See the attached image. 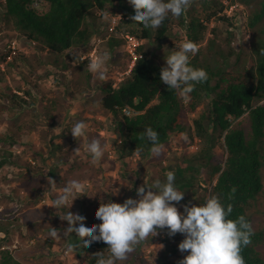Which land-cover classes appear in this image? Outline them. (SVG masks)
<instances>
[{"label": "rangeland", "instance_id": "374dc122", "mask_svg": "<svg viewBox=\"0 0 264 264\" xmlns=\"http://www.w3.org/2000/svg\"><path fill=\"white\" fill-rule=\"evenodd\" d=\"M224 1L192 0L191 6L184 11V18L169 14L172 18L171 30L160 42L154 40L156 29L149 28L151 36L143 41L144 45L142 43L149 59L161 68L165 67V57L170 55L171 50L178 48L182 42L191 41L190 36L195 33L188 25L190 21L198 20L204 26L195 34L200 37L199 41L194 42L198 52L189 54L190 61L196 62L195 68L209 67L212 72L222 70L232 75L242 73L254 60L251 53L253 36L264 30V18L251 28L248 17L260 9L264 0H226L239 3L244 13L242 16L239 12V16L231 21L232 28L219 20L224 15ZM47 8V5L44 6L40 13ZM119 13L113 11L111 14ZM102 16L96 20L95 32L99 31L98 34L105 37L103 27L106 18ZM129 28L128 25L120 26L123 30ZM12 43H16L14 54H11L13 49L9 50L8 47L9 44L10 47L14 45ZM90 47L91 44L58 54L38 43L30 46L21 38L0 0V162L4 163L0 168V223L7 230L0 232V264L3 249L10 252L25 248L36 249L33 251L38 258L27 263L25 261L26 264H85L76 255L77 252L68 250L72 234L68 239L64 238L62 231L60 239L49 236L51 228L63 230L68 227L67 221L61 220L64 213L60 210L63 207L59 210L52 208V200L64 187L61 181L74 177L80 169L79 173L85 176H95L93 190L90 194L85 190L81 200L87 206L84 209L87 210L85 219L99 225L102 221L96 219L95 213L101 203L111 201L123 204L128 198L138 199L136 190L144 183L150 185L159 180L162 167L177 165L183 157L187 158L199 150L200 141L196 139L197 142L191 143L190 139L193 137L192 119L208 110L213 98L209 93L204 94L194 113H187L185 130L182 132L187 133V142L181 138V133H174L169 136L159 157L148 152L144 158L134 156L137 158L134 161V157L121 159L117 153L111 154L119 136L112 124L111 113L101 107L104 96L102 88L109 79L118 82L119 79L128 78V62L122 53L106 51L107 43L102 39L97 52L99 56L108 53L110 58L105 62L106 79L100 80L98 74H90L86 65L79 62L80 55L88 53ZM19 54L25 57L19 58ZM262 103L264 100L255 101V104ZM77 121H84L88 125V139L99 137L107 145L98 163L92 162L86 150L87 141L76 140L70 133ZM249 126L245 120V129L248 130ZM209 131L213 135L216 157L222 161L226 157L224 134L213 130L212 125ZM59 144L65 147L62 152L68 153L69 158L74 160V167L71 164L51 166L59 162L60 153L54 151ZM79 147L80 154L73 156V150ZM108 170L116 173V177L110 178L115 180L113 186L102 175ZM51 173L57 190L50 189L47 183L46 177L51 178ZM215 180L208 169H203L192 188L179 190L184 193V198L173 204L181 214L184 205L199 206L209 196ZM73 203L81 207L78 199ZM64 210H72L71 202ZM253 221L256 227L264 224V203L254 213ZM184 238L179 233L169 236L166 228L158 230L156 236H149L136 245L126 260L117 261L116 264H178L188 255L178 248ZM259 249L263 253L264 245ZM108 255L106 250L105 258ZM91 257L89 255L87 260Z\"/></svg>", "mask_w": 264, "mask_h": 264}, {"label": "trees", "instance_id": "16d2710c", "mask_svg": "<svg viewBox=\"0 0 264 264\" xmlns=\"http://www.w3.org/2000/svg\"><path fill=\"white\" fill-rule=\"evenodd\" d=\"M47 5L45 12H38L30 5L31 0H5L4 7L7 16L12 20L21 37L35 41L43 48L58 54L75 46H84L89 43L95 31L96 20L102 16V10L108 4L117 2L118 10L123 18L119 21L118 29L124 33L137 37L140 40L150 38L149 28L142 24L134 23L129 16L134 15V8L128 0H44ZM184 18V12L180 16ZM127 18V20H126ZM264 18V1L260 9L255 10L248 17L251 28ZM171 15L163 22L162 26L155 30V42H159L168 36L171 30ZM227 27L232 28V18L222 15L219 17ZM190 21L188 28L196 34L203 30L200 22ZM128 25L129 29H120V26ZM190 36L192 42L199 41L197 35ZM123 41L112 37L109 40V48L112 49ZM139 51L143 53L132 68L130 77L113 89L111 82L104 84L101 98L103 110L111 113L120 143L116 145L117 154L121 159L148 155L150 142L139 138L148 127L158 133L159 141L164 145L169 136L174 133H182L185 130L187 113L197 110L205 93L213 96L207 111L192 119L193 137L191 143L198 139L199 150L185 158L177 165H167L161 168L160 181H166L165 173L173 171L175 174V187L177 190H185L193 187L197 175L203 169H208L216 178L211 187L210 194L217 195L222 204L231 203L233 212L228 219L235 220L243 215L251 223L253 235L251 244L242 249V256L246 264H264V252H260V246L264 245V224L256 227L253 215L264 203V104L257 105L255 101L264 100V30L253 36L251 53L252 64L237 75L224 73V71L212 72L209 67L208 79L195 85L190 93V100H182L175 90L160 80L161 67L149 59L141 46ZM24 58L23 54L18 55ZM24 56V57H23ZM195 61H190V66H195ZM153 103V101H155ZM130 107L136 114L127 117L123 109ZM246 115V117H243ZM249 122V129L244 127V121ZM213 130L224 134L223 142L226 157L220 161L216 157ZM197 142V141H196ZM139 147L142 151L135 154ZM64 145H56L54 151L60 153L59 162L53 166L71 164L74 160L65 154ZM65 156V157H64ZM0 162V168L3 165ZM51 173V178L53 177ZM235 187L231 200L228 199L231 189ZM206 199L201 201V204ZM0 232L7 230L0 223ZM71 243L79 242V237L72 234ZM107 245L102 241L93 242L87 248H76V255L85 261V264H96L99 252L105 253ZM7 250V249H6ZM3 249L1 264H26L37 258L33 248L27 250H13L7 252ZM92 257L88 259V256ZM38 259V258H37ZM87 260V261H86ZM26 261V263H25Z\"/></svg>", "mask_w": 264, "mask_h": 264}, {"label": "clouds", "instance_id": "9594fccd", "mask_svg": "<svg viewBox=\"0 0 264 264\" xmlns=\"http://www.w3.org/2000/svg\"><path fill=\"white\" fill-rule=\"evenodd\" d=\"M1 1L4 4L5 0ZM128 2L135 11L134 15L129 16L130 20L134 23L142 24L145 28L156 29L162 26L169 14L179 18L191 6L192 0H128ZM233 5H236V9L229 15L227 11ZM44 6H46L44 0L40 9H36L31 5L38 12H41ZM118 8L117 2L105 6L101 12L106 18V24L103 27L105 37L100 36L98 34L99 31H94V36L92 35V38H90L91 47L89 52L79 57V62L86 65L90 74L94 76L98 74V79L100 80L106 79L105 62L110 58L108 53L99 56L97 52L98 44L102 42V39L106 40V51L122 53L126 57L128 62L126 76L128 78L138 60L132 66L130 65L128 55L124 51L126 45L124 36L127 33L118 29L119 22L116 26V32L113 34L108 33L112 16H120V20L123 18L121 12L117 15L111 14L113 11H119ZM223 8L224 15L232 18V20L237 15L239 16V12L244 16L242 6L237 2L225 0ZM130 36L140 42L137 50L143 56L139 48L144 40ZM112 37L123 42L110 49L109 40ZM21 38L27 41L30 46L37 45L35 41ZM10 44L8 45L9 50L10 48L13 49L12 47L16 48V43H12L14 45L11 47ZM88 44L73 48L89 46L90 44ZM14 49L11 54L15 53ZM94 51V55L91 56ZM197 52L198 47L194 42H182L178 48L171 50L170 55L165 57L166 66L160 70V80L168 86V89L175 90L177 95L184 101L190 100V93L194 91L196 84L208 79L207 72L204 69L190 66L189 54L194 55ZM10 57L11 55L8 56L9 59ZM130 66L131 69L128 73ZM128 78L119 79L118 82H111V79H109L106 82H111L112 88L115 89ZM155 102L156 100L153 101V103ZM123 114L127 117H132L138 113L130 107H125ZM87 128L88 125L84 121H77L73 124L70 133L76 140L84 139L87 141L86 150L91 155L92 162L98 163L104 156L107 145L103 144L99 137L88 139ZM180 135L185 142L188 141L187 133H181ZM139 138L150 142L149 152L152 156L159 157L162 155L165 145L159 141L158 133L151 127L140 133ZM118 143H120V139L115 141V149L111 154L117 153L116 145ZM141 151L142 149L137 147L134 153L139 154ZM79 154L80 147L73 150V156H78ZM136 159L134 157L133 160L136 161ZM165 176V182L157 179L150 185L145 183L141 185L136 190L138 199L128 198L123 204L111 201L101 203L95 213L96 219L102 221L99 225H96L93 220L85 219L78 213L74 214L73 208L71 211L65 212L64 207H67L69 202H71L72 206L73 201L77 199L76 195L82 196L85 191L84 188H89V184H84L83 186L81 181L69 180L63 188L58 190L59 195L52 200V208L59 210L63 207L60 210L64 213L61 220L67 221L68 227L63 230L51 228L49 236L53 239H60L62 231L65 239H68L71 234L79 237V243L68 244L70 252L80 247L87 248L93 242L102 241L108 246L109 255L105 258L103 252L96 253L94 255L97 257L96 264H116L117 261L126 260L128 254L134 250L136 245L145 241L149 236H156L158 230L166 228L169 236L179 233L185 237L178 245V248L181 253L187 252L188 255L180 260L178 264H246L241 253L244 247L251 244V236L253 235L251 223L246 217L241 215L235 220L228 219L233 212V205L228 203L225 207L217 195L207 197L205 202L199 206L184 205L183 214H181L173 202L179 203L184 198V193L175 187V174L173 171L166 172ZM46 178L50 189L57 190L55 180L50 177ZM235 192L236 188L233 187L228 196L229 200L232 199Z\"/></svg>", "mask_w": 264, "mask_h": 264}, {"label": "built area", "instance_id": "2783aa9c", "mask_svg": "<svg viewBox=\"0 0 264 264\" xmlns=\"http://www.w3.org/2000/svg\"><path fill=\"white\" fill-rule=\"evenodd\" d=\"M31 3H32L31 4L32 7L36 9H40L42 7L43 0H31ZM235 6L236 5L229 7L227 11L229 15H231L236 9ZM119 20H120V16H112L110 26L108 27L109 34H113L116 32V26L118 25ZM124 38L126 39V45H125L124 51H126L128 58H129L130 65L132 66L137 59H140L142 57L141 53H139L137 50L138 46L140 45V42L128 34H126ZM12 48L14 49V47ZM94 53L95 51L92 53L91 56H93ZM131 66L129 67L128 73L130 72Z\"/></svg>", "mask_w": 264, "mask_h": 264}, {"label": "crops", "instance_id": "0c3cea01", "mask_svg": "<svg viewBox=\"0 0 264 264\" xmlns=\"http://www.w3.org/2000/svg\"><path fill=\"white\" fill-rule=\"evenodd\" d=\"M80 171H81V169L77 172V174L74 177H71L70 179H67V181H66V179H63L61 181V183L63 185H65V183L68 182L69 180H78V181L83 182V186H84V184H89V186H88L89 188L88 189L84 188V189L85 190H88L87 193L90 194L91 190H93V185H94V182H95V176H92V175H86L85 176L84 174L79 173ZM115 174H114L113 171H110L109 172V170H108L107 172L103 173L102 175L104 177H106V179L109 181V184L111 186H113V184H115V180H111L110 178L111 177L112 178L116 177ZM99 182H100V180L97 182V185H96L97 189H98V186H99ZM109 184H106V185L108 186ZM61 188H63V186ZM76 197H77L78 200L82 201L81 200V195H76ZM79 203H80V206H81L80 208L77 206V203H73L72 204V208H73L72 211H73L74 214H77L78 213V214H80V215H82L83 217L86 218L87 217V214L85 213V211L87 212V210L84 211V209L87 206H84V203L83 202H79ZM63 225H66V224L63 223ZM70 239L72 240V238H70Z\"/></svg>", "mask_w": 264, "mask_h": 264}]
</instances>
